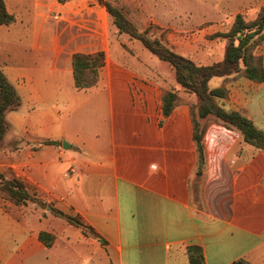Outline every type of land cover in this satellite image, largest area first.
Here are the masks:
<instances>
[{
	"label": "crops",
	"instance_id": "0c3cea01",
	"mask_svg": "<svg viewBox=\"0 0 264 264\" xmlns=\"http://www.w3.org/2000/svg\"><path fill=\"white\" fill-rule=\"evenodd\" d=\"M109 1L133 10L139 29L142 17L159 23L168 2ZM188 1L180 8L209 24L264 7V0H193L188 9ZM5 5L16 20L0 26V69L22 104L7 114L0 174L22 181L33 200L0 196V264H189L191 246L202 248L206 264H264V152L212 122L200 164L190 104L163 114L164 89L130 65L120 43L127 35L113 44L111 17L97 0ZM97 52L106 57L99 82L78 90L73 56ZM255 54L264 65V42ZM209 85L220 88L224 78ZM226 88L221 103L264 132V83L240 77Z\"/></svg>",
	"mask_w": 264,
	"mask_h": 264
},
{
	"label": "trees",
	"instance_id": "16d2710c",
	"mask_svg": "<svg viewBox=\"0 0 264 264\" xmlns=\"http://www.w3.org/2000/svg\"><path fill=\"white\" fill-rule=\"evenodd\" d=\"M65 3L69 0H58ZM105 6L111 17L113 27L120 35H127L130 40L138 41L160 61L169 65L174 72L173 87L165 89L162 96V110L169 116L181 102V94H187L193 99L190 104L193 122V138L198 151L199 163L204 162L203 136L210 123H218L224 127L239 132L245 143L264 152V132L258 129L253 121L243 112L227 109L221 99L228 96L226 84L240 77H245L255 83H264V65L262 58L254 55V50L264 41V7L255 20L247 22L238 15L232 28L226 33H218V38L227 39L224 58L212 64H197L191 58L176 52L169 46L163 35H150L148 29L141 31L130 18L125 7L114 5L109 0H97ZM16 18L10 14L5 0H0V26L10 25ZM105 53L75 54L73 56V76L78 90L90 89L99 82L100 72L105 66ZM224 78V85L217 89L210 88V81ZM22 104L21 97L0 69V152L2 143L9 133L10 124L7 114L17 111ZM0 196H5L16 204H26L33 200L26 185L16 179H5L0 174ZM41 205V203H40ZM54 213L73 225L83 227L94 237H99L95 231L85 226L81 219L53 209ZM41 239L50 246L52 237L41 233ZM189 264H206L201 247L191 246L187 249ZM232 264H252L245 259H239Z\"/></svg>",
	"mask_w": 264,
	"mask_h": 264
},
{
	"label": "rangeland",
	"instance_id": "374dc122",
	"mask_svg": "<svg viewBox=\"0 0 264 264\" xmlns=\"http://www.w3.org/2000/svg\"><path fill=\"white\" fill-rule=\"evenodd\" d=\"M52 1L56 2L57 0H51V2ZM112 3L121 6L120 2ZM193 3V0L188 1V9L194 8L197 5L195 4L194 6ZM182 4L185 5L184 0L177 2L176 0H172L171 2L168 0V2H163V16L160 17L159 23L153 24V22H148L142 17V19L139 20L140 30L145 31L148 29L150 35H155L157 37L163 35L171 48L179 54L191 58L197 64L207 65L223 60L228 41L224 38H218L216 35L218 33L228 32L232 28L234 21L230 24H209L205 19L197 16L196 10H182L180 8ZM127 12H133V10L129 9ZM258 13L252 17H243L247 22H251L256 19ZM119 37L120 34L117 32L116 27H114L112 41L115 46H117L116 41H118ZM126 39L127 40L121 41L120 43L131 55L129 59L133 62H131L130 65L135 67V70L139 71L141 76L149 81L157 82L164 90L173 87L175 83L174 72L169 65L160 61L138 41H132L129 38ZM263 42L260 45H262ZM257 47L254 50V55L260 57L255 54ZM113 53L115 54V52ZM193 101V99L185 94H181V102L192 104ZM22 111L24 112L25 108H23ZM82 126L86 128L84 124Z\"/></svg>",
	"mask_w": 264,
	"mask_h": 264
},
{
	"label": "water",
	"instance_id": "95a60500",
	"mask_svg": "<svg viewBox=\"0 0 264 264\" xmlns=\"http://www.w3.org/2000/svg\"><path fill=\"white\" fill-rule=\"evenodd\" d=\"M65 146V145H64ZM67 148V147H66Z\"/></svg>",
	"mask_w": 264,
	"mask_h": 264
}]
</instances>
